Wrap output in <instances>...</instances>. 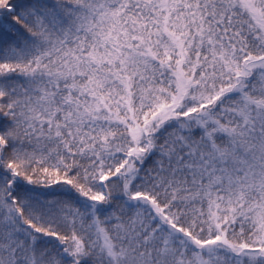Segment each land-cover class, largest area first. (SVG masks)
Segmentation results:
<instances>
[{
  "label": "snow or ice",
  "instance_id": "1",
  "mask_svg": "<svg viewBox=\"0 0 264 264\" xmlns=\"http://www.w3.org/2000/svg\"><path fill=\"white\" fill-rule=\"evenodd\" d=\"M0 264H264V0H0Z\"/></svg>",
  "mask_w": 264,
  "mask_h": 264
}]
</instances>
